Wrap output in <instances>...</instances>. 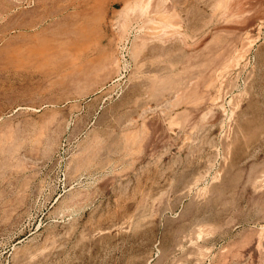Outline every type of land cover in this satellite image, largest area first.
<instances>
[{
  "label": "rangeland",
  "instance_id": "rangeland-1",
  "mask_svg": "<svg viewBox=\"0 0 264 264\" xmlns=\"http://www.w3.org/2000/svg\"><path fill=\"white\" fill-rule=\"evenodd\" d=\"M0 264H264V0H0Z\"/></svg>",
  "mask_w": 264,
  "mask_h": 264
}]
</instances>
